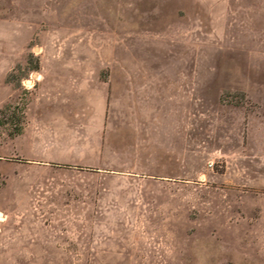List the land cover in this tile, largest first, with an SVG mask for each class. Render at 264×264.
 Segmentation results:
<instances>
[{
  "label": "rangeland",
  "instance_id": "obj_1",
  "mask_svg": "<svg viewBox=\"0 0 264 264\" xmlns=\"http://www.w3.org/2000/svg\"><path fill=\"white\" fill-rule=\"evenodd\" d=\"M50 64L108 82L120 116L155 112L162 146L23 171L56 176L32 204L64 211L2 217L0 264H264V0H0L2 136Z\"/></svg>",
  "mask_w": 264,
  "mask_h": 264
},
{
  "label": "crops",
  "instance_id": "obj_2",
  "mask_svg": "<svg viewBox=\"0 0 264 264\" xmlns=\"http://www.w3.org/2000/svg\"><path fill=\"white\" fill-rule=\"evenodd\" d=\"M62 67L50 64L35 73L38 82L32 99L26 104L22 133L14 137L0 134L2 217L10 214L33 216L40 210L50 214L64 211L62 201L57 203L49 196L43 197L46 203L42 209L40 205L37 208L32 204L37 186L50 182L56 176L39 177L23 171L50 173L82 166L101 172L113 163L110 146H162L161 133L155 131L160 130L163 123L155 112L148 115L127 111L120 116L110 109L112 90L108 82L99 78L89 79L82 74L81 68L77 70L79 73L69 74L67 71L74 69ZM6 74L7 70L0 78V107L16 96L12 84L2 80ZM148 128L153 129L148 135L149 141ZM4 164L9 169L4 168ZM109 177L114 176H93L97 183L106 182ZM5 190H9L11 195L4 201ZM111 193L107 189L96 191V212L103 208L105 213L109 212L110 207L102 205H108ZM77 207L76 204L74 209Z\"/></svg>",
  "mask_w": 264,
  "mask_h": 264
},
{
  "label": "trees",
  "instance_id": "obj_3",
  "mask_svg": "<svg viewBox=\"0 0 264 264\" xmlns=\"http://www.w3.org/2000/svg\"><path fill=\"white\" fill-rule=\"evenodd\" d=\"M38 67H36L35 69H37ZM25 109V108H24ZM24 111V110H23ZM1 112H3L2 110H0V113ZM14 117V116H13ZM25 116H23V117H21L20 119H18V121H20V125H19V127H17L16 129H13V130H10V131H8L7 132V135L9 136V137H14V136H17V135H19V134H21L22 133V131H23V127H24V124H25ZM20 160H22V159H20Z\"/></svg>",
  "mask_w": 264,
  "mask_h": 264
},
{
  "label": "bare ground",
  "instance_id": "obj_4",
  "mask_svg": "<svg viewBox=\"0 0 264 264\" xmlns=\"http://www.w3.org/2000/svg\"><path fill=\"white\" fill-rule=\"evenodd\" d=\"M2 216H3V215H2V214H0V221L3 219V218H2Z\"/></svg>",
  "mask_w": 264,
  "mask_h": 264
},
{
  "label": "built area",
  "instance_id": "obj_5",
  "mask_svg": "<svg viewBox=\"0 0 264 264\" xmlns=\"http://www.w3.org/2000/svg\"><path fill=\"white\" fill-rule=\"evenodd\" d=\"M28 84H30V81L29 80H26Z\"/></svg>",
  "mask_w": 264,
  "mask_h": 264
}]
</instances>
